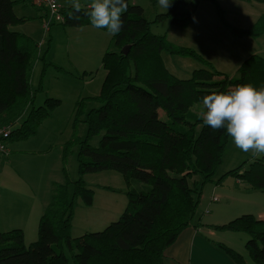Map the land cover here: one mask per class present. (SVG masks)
Returning a JSON list of instances; mask_svg holds the SVG:
<instances>
[{
  "label": "trees",
  "instance_id": "16d2710c",
  "mask_svg": "<svg viewBox=\"0 0 264 264\" xmlns=\"http://www.w3.org/2000/svg\"><path fill=\"white\" fill-rule=\"evenodd\" d=\"M192 1L195 5L189 8ZM203 1L217 4V0H172L166 13L150 21L142 6L126 0L123 28L113 35L114 49H108L102 59L107 75L101 92L87 99L99 106L86 113L88 133L80 145V178L73 183L74 193L71 197L67 184H56L39 220L38 238L30 245L21 229L0 233V264H71L63 247L72 254L73 264H164L165 251L193 224L201 189L216 176L231 138L226 129L213 131L204 126L197 105L203 110L202 98L213 89L227 91L245 83L257 88L264 85V59L259 55L245 60L238 76L231 77L216 71L195 50L153 33V24L164 19L187 28ZM17 2L0 0V126L12 128L8 142L35 136L42 122L61 104L59 99L46 97L42 106H35L36 94L44 91L47 69H62L46 60L50 44L41 57L33 38L11 29L27 21L14 12ZM89 11L64 9L63 25H91ZM232 33L237 38L259 37L264 33V19L252 30L233 28ZM126 46L130 47L128 54L122 52ZM163 54L192 58L204 67L195 70L191 78L181 79L167 68ZM38 60L43 62V69L34 90L31 81ZM86 105L85 100L79 101L77 111ZM160 111L168 120H162ZM100 135L99 145L91 146L90 141ZM103 171L123 175L128 206L120 219L102 232L73 239L76 199L93 204V191L86 187L83 176ZM197 177L200 182L195 181ZM226 177L264 192V155L243 162L218 182ZM216 228L246 234L249 257L254 264H264V220L243 215ZM217 245L236 263L248 264L239 252Z\"/></svg>",
  "mask_w": 264,
  "mask_h": 264
},
{
  "label": "rangeland",
  "instance_id": "374dc122",
  "mask_svg": "<svg viewBox=\"0 0 264 264\" xmlns=\"http://www.w3.org/2000/svg\"><path fill=\"white\" fill-rule=\"evenodd\" d=\"M147 1L143 2V7L146 9L145 17L150 21L154 20L157 15L168 11L160 9L158 0ZM30 3H25L29 12L39 21L41 16L43 23V11H40L41 15L38 17L37 10ZM194 5L195 1H192L189 8ZM194 18L195 20L192 19V23L187 28L172 25L171 20L164 19L153 24L152 31L156 35L167 36L168 40L177 46L195 50L210 62L216 71L231 77L238 76L237 70L249 58L244 59L245 53L246 56L260 54L264 59V33L259 37H242L240 44H244L245 48L249 45L248 48L251 51H241L239 46L235 45L238 46V53L236 48L229 47L226 43L228 39L234 40L233 28L246 29L247 26H250L246 30H252L254 26L250 21L264 18V1L217 0V4L203 1L198 3ZM27 26L35 28L37 24L29 23ZM75 28L80 27H65L63 23H56L51 26L52 31L46 32L42 28L39 32L40 38H46L42 48L44 54L50 44L46 60L58 62L57 64L62 66L63 72L57 71L55 67L47 69L42 82L44 91L36 94L35 106H42L46 97L59 99L61 104L50 117L42 122L35 136L25 141L9 142L8 149L13 148V153L0 154V233L12 231L17 226H24L27 245L35 242L38 238V229L33 224V217L36 213L38 214L42 202H46V206L50 204L56 184H67L71 197L74 193L73 183L80 178L78 161L80 145L88 133V124L85 122L86 113L91 108L99 106L96 103L88 102L87 99L99 96L106 78L104 68L98 67L104 55L101 58L98 55L95 56L94 53L91 63L88 64L87 58L79 53L86 51L89 48L88 45H93L88 41L91 38L83 37L85 33ZM11 29L13 28L11 27ZM104 37L106 38L105 46L109 44V49L113 50L114 47L110 43L113 35L106 34ZM245 40L247 41L245 42ZM222 45L231 48L230 51L224 50L226 54L220 53ZM232 51H235L236 55L230 56ZM163 56L166 66L172 68L173 74L181 79L191 78L195 70L204 67L203 64L192 58L169 54ZM70 61H81V64L79 68L75 66L73 68ZM41 63L40 61V65H42ZM85 66L93 67L94 73H83L81 69ZM41 74L42 71L38 66L32 82L34 90L40 84ZM83 100L87 105L78 112L77 104ZM199 106L201 104L197 105V109L202 111ZM28 112L23 118L27 117ZM159 116L162 120H168L164 111H160ZM100 140L101 135L96 136L90 141V145L97 147ZM68 144L70 146L67 148ZM232 179L235 178L232 177ZM83 180L86 187L93 191V204L88 206L81 197L76 199L71 228L73 239L87 233L102 232L109 225L118 221L128 206L127 185L121 173L115 171L92 173L83 176ZM30 182L41 185L39 195L35 200L29 191ZM229 182L232 184L233 180H229ZM207 189L209 187L204 191ZM249 201L247 210L255 213L264 209V200L255 198ZM199 210L200 208L198 212ZM236 235L249 239L246 234ZM234 242L237 244L234 246L242 245L240 240H234ZM57 250L61 249L57 248ZM62 250L69 257L70 263L73 264L72 254L65 247ZM241 254L248 264H254L245 244L242 246Z\"/></svg>",
  "mask_w": 264,
  "mask_h": 264
},
{
  "label": "crops",
  "instance_id": "0c3cea01",
  "mask_svg": "<svg viewBox=\"0 0 264 264\" xmlns=\"http://www.w3.org/2000/svg\"><path fill=\"white\" fill-rule=\"evenodd\" d=\"M14 1H18L17 4L14 6V12L19 18H25L27 21L23 24L12 27L13 28L12 30L33 38L39 44V55L42 57L44 55L42 48L44 46V41L46 38L43 39L42 37L40 38L41 34H39V32H41V29L44 28L42 23V17L41 16L39 17V15H41L40 10H38L33 6V8L37 10L38 13L37 15L40 19L39 21L29 12V9L25 5L26 2L30 3L31 2L30 0H14ZM57 1L62 5V7H64V9L69 7H74V4L77 2V0H57ZM143 2H148V1L132 0L133 4L140 5L142 7L144 5ZM78 3L80 4L81 8H90L89 6L92 3V0H78ZM161 8L162 7H160V9ZM144 10L146 12L145 8ZM261 19L264 18H260L258 21H260ZM258 21H250V23H252L253 26L255 27ZM29 23H36L37 26L35 28H32V26L28 27L27 25ZM248 27L250 26H247L246 29H249ZM36 29L37 31H35ZM75 29L82 30L85 33L83 37L86 36L88 38H91L88 41L92 42L93 45H88L89 48L86 51L83 50L84 52L79 53L80 55H84L85 58H87L88 64L91 63L94 53L95 56L98 55L102 58V55H104L106 51L110 48L109 44L105 46L106 38L104 36L108 34L107 29L105 28L97 29L94 28L92 25L75 28ZM50 31L52 30L50 29ZM99 40L100 42H98ZM241 40L242 38H237L234 36V40L228 39L226 43L229 45V47L232 46V48H236L237 49L236 51L238 53H239V49L241 51H246V52L251 51L248 48L249 45L248 47L245 48L244 44L243 45L240 44ZM246 41L247 40H245V42ZM110 43H112V39L110 40ZM235 45H238L239 49L238 46ZM229 49L231 48L222 45V47L220 48V53L222 52L223 54H226L224 50L230 51ZM256 53L258 52L256 51ZM234 55H236L235 51L230 52V56H234ZM257 55L261 56L260 54ZM243 57L244 59H247V57H251V56H246L245 53ZM163 59L165 60L164 56ZM40 61L41 60H38L35 63L31 82H33L34 79L33 77L36 68L39 66V70L42 71L43 69V62L41 61L42 65H40ZM49 62L53 63L57 67L59 66L58 68L61 67L60 69H62V66L57 64L58 62L56 61H49ZM70 64L71 67L73 68L74 66L76 68H79L81 61L80 62L70 61ZM98 67L103 68L102 60ZM167 68L170 70L171 73H173V70H171L172 68L169 67ZM92 69L94 68L90 66L88 67L85 66L81 70L85 74L87 73L92 74L94 73ZM59 72H63V71H59ZM106 75L107 72L105 70V77ZM12 149L9 150V153H13ZM255 157L257 156H254L251 153V151L245 153L242 150H240L238 147L235 146V144L232 141V138L229 139L228 145L226 147V152L223 157V163L219 167L216 176L214 177L212 182H208L209 184L208 183H207L208 185L205 184L202 188L200 202L196 211V215L193 219V224L190 225L188 228H186L181 233L177 241L165 251L164 264H238L226 253L224 249L219 247L217 244H223L241 254L243 244H245V248H246V243L248 241L247 237H239L238 235H236V234H244V233L221 230L216 228V226L227 224L230 221L239 218L243 215H254L257 218L264 220V209H260L258 212L253 213L247 210L246 208L247 205L250 204L249 200H253L255 198L264 200V192L251 190V188L246 183L236 178L232 179V177H226L222 182H218V181L222 179V177L226 175L228 172L240 166L241 163H243L244 161L247 160L251 161ZM199 180H200L199 177L195 178V181H199ZM229 180H233V183L230 184ZM29 185H30L29 191L33 195V197H35L34 198L35 200L39 195L41 185L40 186L36 185L35 182H30ZM207 187H209V189H207V191L206 190L204 191V189ZM215 198H217V200H215ZM236 198H239V200H236ZM46 205H47L46 202H42L39 208L40 210H38V214L36 213L37 215L35 214L36 216L34 215L33 217L34 218L33 224L34 226H36L37 229L39 225V220L47 208ZM199 208L200 210L198 212ZM35 220H36V224H35ZM16 229L23 230L25 233V237H27V234L25 232L26 228H24V226L23 227L17 226ZM234 240H240V243H242V245L234 246L237 245L234 242Z\"/></svg>",
  "mask_w": 264,
  "mask_h": 264
},
{
  "label": "clouds",
  "instance_id": "9594fccd",
  "mask_svg": "<svg viewBox=\"0 0 264 264\" xmlns=\"http://www.w3.org/2000/svg\"><path fill=\"white\" fill-rule=\"evenodd\" d=\"M158 5L167 11L172 0H158ZM89 7L87 15L94 28H105L109 35L121 31L122 15L128 10L126 0H92ZM74 8L77 13L81 10L78 0ZM202 104L204 126L213 131L226 129L240 150L257 157L264 155V85L257 88L245 83L227 91L213 89L202 98Z\"/></svg>",
  "mask_w": 264,
  "mask_h": 264
},
{
  "label": "built area",
  "instance_id": "2783aa9c",
  "mask_svg": "<svg viewBox=\"0 0 264 264\" xmlns=\"http://www.w3.org/2000/svg\"><path fill=\"white\" fill-rule=\"evenodd\" d=\"M32 5L40 11H43V27L46 32H49L51 26L56 23H64L63 15L64 7L57 0H30ZM12 128L9 126H0V154L7 155L8 138ZM217 200V198H215Z\"/></svg>",
  "mask_w": 264,
  "mask_h": 264
},
{
  "label": "water",
  "instance_id": "95a60500",
  "mask_svg": "<svg viewBox=\"0 0 264 264\" xmlns=\"http://www.w3.org/2000/svg\"><path fill=\"white\" fill-rule=\"evenodd\" d=\"M129 49H130V47H129V46H126V47H124V48L122 49V52H123L124 54H128Z\"/></svg>",
  "mask_w": 264,
  "mask_h": 264
}]
</instances>
